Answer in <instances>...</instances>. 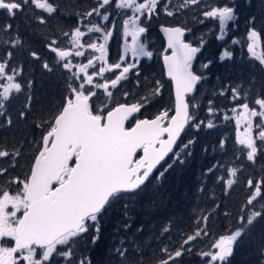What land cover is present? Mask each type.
I'll return each mask as SVG.
<instances>
[{"label": "snow or ice", "instance_id": "6c2138e0", "mask_svg": "<svg viewBox=\"0 0 264 264\" xmlns=\"http://www.w3.org/2000/svg\"><path fill=\"white\" fill-rule=\"evenodd\" d=\"M113 5L116 9H131L138 13L123 19V36L131 37V44L127 45L126 51L131 52L135 62H128L124 55H120L118 62L106 63V44L99 41L109 40L118 26V21L111 19L110 9ZM238 7L237 0H228L224 6L219 3H205V0H177L175 4L172 0H142L139 3L137 0H96L89 10L76 14L77 22L63 36L66 39L71 38L73 46L76 47V57L85 56V52L79 50L85 47L99 53L98 56L87 59L86 64L70 66L71 61L67 58L72 53L60 50L57 46L58 39H52L45 44L48 51L59 58L56 61L57 66L62 63L63 69L72 74V82L68 84L69 96L62 110L53 120L42 117L41 122L35 125L36 128L44 129L47 124L50 130L42 136V146L38 145L34 162L30 165V174L24 179L12 176L11 173L18 167L28 141L25 140L19 148L14 147L11 151L6 141L0 142V178L9 177L6 187L0 188V238L8 237L14 241V246L0 247V264H93L89 253L101 240L102 217L114 203L121 201L124 219L118 220L113 226L114 235L131 230L129 204L148 200L151 205L153 201L147 191L148 184L153 179L159 181L174 165L186 163L194 154L197 140L195 135L185 140L187 130L192 129L198 133L205 127H214L211 121L205 123L199 118L200 104L196 102L194 92L198 81L204 77L194 73L192 62L201 51L204 41L201 40L199 46L185 42L182 39L185 31H191L186 27L163 29L168 35L167 47L171 49V55H164L163 60L167 75L175 83V97L170 100L168 107H162L153 118L137 120L130 129L125 127V121L134 113L160 103L164 86L159 81L151 86L153 90L150 96L145 95L130 106L119 104L110 111L102 108L101 113L107 111L106 118L102 114H93L90 100L100 90L107 96H112L113 92L109 88L117 89L122 81L127 80L129 74L137 68L140 57L150 58L153 55L145 50L143 43L138 42L147 31L146 26H140L144 18L151 19L160 11L172 17L177 12L191 10L196 13L193 16L194 21L198 16L218 19L223 32L225 22L235 20V10ZM26 8L33 9L32 14L41 25L46 24L48 17L59 11L58 6L50 0H0V11L6 12L13 19ZM94 16L98 18V24L89 28L88 33H97L99 36L82 42L86 36L82 27L90 23ZM109 21L111 27L107 26ZM198 22L203 23L204 20ZM248 23L253 25L248 31V38L252 41L248 44V50L255 55L253 50L258 38L254 28L255 18H251ZM0 31L10 37L4 42L6 52L0 57V129H4L13 126V119L7 108L13 94H20L25 85L30 88L34 81H22L23 65L13 64L12 49L22 45L18 38L19 33L17 32L16 38L11 37L10 23L3 25ZM29 55L35 61L43 60L39 65L43 71L54 70L37 51L30 50ZM231 57L232 53L226 50L220 54L219 60L224 61ZM258 59L264 65V57ZM210 63L211 61L203 67L208 68ZM106 73L114 78L106 76ZM97 78L104 79V83L98 82ZM231 92L232 100L237 102V107L232 109L233 113H237V143L246 150L247 161L255 164L258 157L264 155V122L255 126L257 132L253 136L250 134L253 127L251 118L264 121V86L254 98L255 106H252L248 93L241 95L242 89L232 88ZM188 94H192L191 97ZM220 94L224 95L223 92ZM128 95L125 92V97ZM242 99L244 102L239 103ZM31 101L32 97L29 95L24 110L18 114L20 120L27 118V110L32 107ZM207 111L210 116L214 115L211 100L208 102ZM225 119L228 117L225 116ZM241 121L246 124L242 134L239 133ZM225 143L220 140V148H224ZM138 150H142L143 155L134 159ZM73 161L74 166L70 163ZM217 167L218 164H213L206 170V174ZM160 168L163 171H159ZM157 172L159 175H156ZM227 174L229 178L226 180L222 176L218 177V183L225 185V191L235 184L237 170L228 168ZM12 185L17 187L15 194L10 192ZM247 188L250 194L240 209L234 230L230 234L220 235L209 250L198 253L203 264H231L236 246L243 243L246 237L251 240L264 221V206L259 210L255 207L258 198L264 199V177L249 178ZM219 207L217 204L216 209ZM21 210L22 215H18ZM224 214L229 215L228 212ZM210 219L211 213L202 216L204 227L198 226L195 235H188L179 246L172 248L164 244L160 247L159 255L154 253L155 264H181L183 256L193 251L188 245L201 235H208ZM168 231L165 228L162 235ZM0 243L3 241L0 240ZM126 244L127 241L122 240L117 247L109 249V258H118V262L113 260V264H144L142 259H136L137 254L143 256L140 247L132 248ZM256 251L259 257L257 264H264V232L259 236Z\"/></svg>", "mask_w": 264, "mask_h": 264}, {"label": "trees", "instance_id": "16d2710c", "mask_svg": "<svg viewBox=\"0 0 264 264\" xmlns=\"http://www.w3.org/2000/svg\"><path fill=\"white\" fill-rule=\"evenodd\" d=\"M50 2L58 6L59 11L48 17L47 23L43 25L36 21L32 14L33 9L26 8L18 13L15 19L9 17L6 12L0 11V28L10 23L12 25L11 37L16 38L18 32V38L22 41L21 46L12 49L13 64L23 65L22 81H34L30 88L25 85L24 91L20 94H13L7 106L13 119V126L0 129V142L6 141L9 151L14 147L19 148L25 140L28 141L18 167L11 173L12 176H18L21 179L28 174L32 160L37 154L38 145L41 146L42 136L50 130L47 124L44 129L36 128L35 125L41 122L42 117L53 120V117L66 103L69 96L68 84L72 82V74L63 69L62 63L57 66L56 61L59 58L50 53L45 44L52 39H62L63 33L70 31L77 22L76 14L89 10L96 0H50ZM210 2L224 6L228 0H205V3ZM172 3H177V0H172ZM237 4L239 7L235 10L236 18L224 25L223 32L217 20L198 16V19L194 21L193 16L196 13L191 10L177 12L172 17L160 11L148 19L150 22L145 25L146 28H155L158 24L186 27L191 29L190 32L187 31L186 38L189 37L188 40L194 46H199L200 41H204L201 51L192 62L194 73L204 77L198 81L194 92L196 102L200 104L199 118L205 123L211 121L214 127H205L198 133L192 129L187 130L184 139L195 135L197 140L194 154L186 163L174 165L159 181L153 179L148 184L147 191L153 201L151 205L148 200L134 205L129 204L130 231L114 235L113 226L118 220L124 219L122 216L123 201L114 203L108 209L101 220V240L89 253L93 264H113V260L118 262V258H109V249L117 247L122 240L127 241L126 246L140 247L143 256L137 254V260L142 259L144 264H155L154 253L158 256L160 247L164 244L172 248L179 246L188 235H195L198 226L199 228L204 227L202 216L211 213L207 228L208 235H201L191 242L188 247H191L193 251L185 254L181 261V264H203L198 253L209 250L211 244L220 235L230 234L234 230L240 216V209L250 194L247 180L264 177V155H260L255 164L247 161L246 150L237 143L238 129L235 121L237 113H231L232 109L237 107V102L232 100V88L242 89V96L248 93L252 106H255L254 98L264 86V65H261L260 60L248 50V44L251 42L248 38V31L253 27L248 21L254 17V28L258 33L256 42L260 57H264V0H237ZM35 11L40 12V10ZM110 11H113L111 19L126 12L124 9H116L115 5ZM44 15L47 16L46 13ZM198 20H204V22L199 23ZM109 25L108 22L107 26ZM200 35L201 38H198ZM217 37H222V39H217ZM9 39V35L0 31V57L5 54L4 42ZM108 47L111 51L119 48V42L115 36L110 39ZM30 50L37 51L53 66L54 70L52 72L43 71L39 66L43 60L39 62L33 60L29 55ZM226 50L232 53L231 59L220 61V54ZM209 61L211 63L208 68H204L203 65ZM158 67V62L156 65L147 64L139 67V78L146 76L147 70L152 69L153 79L164 86L163 96L160 98L163 102L149 107L151 110L155 107L160 109L168 107L171 100L169 89L165 90L166 83ZM221 92L224 95H221ZM29 95L32 97V107L27 110V118L20 120L18 114L24 110ZM142 98V96L131 97L126 101L137 102ZM209 100L213 101L214 108V115L211 116L207 111ZM243 102V99L239 101V103ZM90 109L93 114H103L95 108L93 101H91ZM225 116L228 119H225ZM251 120L253 127L250 134L254 136L257 132L255 126L264 121L259 118H251ZM244 125V122L239 125L241 134ZM220 140L226 142L224 148H220ZM205 148L207 151H204ZM168 162L171 163V160ZM213 164H218L219 167L206 174V170ZM228 168H235L237 175L234 177L235 184L225 191V185L218 183V177L228 179ZM159 171H163V168ZM156 175H159V172ZM8 179L9 177L0 178V188L6 187ZM10 192L12 194L17 192L16 185H12ZM217 204L220 206L218 209H216ZM262 206H264V199L258 198L255 207L259 210ZM213 209H216L215 212ZM225 212L229 215L225 216ZM165 228L169 231L162 235ZM137 229H142V231H137ZM262 232H264V221L256 229L251 240L246 237L243 243L236 246L231 264H257L259 257L256 248ZM133 241L135 243H132ZM10 246L11 242L7 241L6 247ZM129 254L131 255V251Z\"/></svg>", "mask_w": 264, "mask_h": 264}, {"label": "rangeland", "instance_id": "374dc122", "mask_svg": "<svg viewBox=\"0 0 264 264\" xmlns=\"http://www.w3.org/2000/svg\"><path fill=\"white\" fill-rule=\"evenodd\" d=\"M137 2L138 3L142 2V0H137ZM112 12L113 11H111V13ZM135 15H138V13H135L133 10L128 9L126 12L121 13L119 15H116L112 19V20L118 21V26L115 28L113 36H115L118 39V41L120 43V47L115 48L111 51V59L108 58V54H107L106 63L110 64V63H113L115 61H119L120 55H124L125 60L128 62H135V59L132 57L131 52L123 50V47H127V45H129V39L127 37L123 36V19L126 18V16H135ZM112 16H113V13H112L111 17ZM217 21H218V19H217ZM149 22L150 21L147 18L143 19L144 26L148 25ZM227 22L228 21H226L225 24ZM109 23L111 25V21H109ZM97 24H98V18L94 16L91 23H86L85 26L82 27V31H85V33H86V36L83 38L82 42L88 40L89 38L95 39L97 36H99V34H97V33H92V34L88 33V29L92 28L94 26H97ZM110 25H109V27H110ZM140 26H142V24ZM145 34H146L145 37L142 39L140 38V40L138 42L143 43L145 45V50L152 52L153 55L150 58L149 57H143V56L140 57L139 61L137 63V68L134 69L129 74V78L125 81H122L117 89H111V87L109 88V90L113 92L112 96L109 97L104 93L103 90H100L98 92V94L93 97V105L95 106V108H97V110L99 112H101L102 108L107 109L110 107V105L112 103L117 102V101H125L131 97H137V96L144 97L145 95H148V96L151 95V91L153 90L151 86L156 83V81L153 79V70L151 69L150 78H147V76L139 78V75H140V69H139L140 65L139 64L144 63L143 64L144 66L147 64L151 65V63L154 61V59L156 57L157 58L159 57V53H160L162 47H161V41H159L157 44V45H159V47H161V49H160L156 45V43H157L156 39L153 38L148 33H145ZM113 36L111 38H113ZM188 38H186L187 41H189ZM198 38H201V35ZM58 41H59L58 42V48L59 49H61V50H69L70 49L73 53H75L76 47L73 46L71 38L66 39V38H64V36H62V39H59ZM99 42L105 43V41H103V40H100ZM250 43H252V41ZM156 46H157V48H156ZM82 49H86V47L80 48L79 50L81 51ZM153 50H154V52H153ZM253 51L255 52L254 57L256 59H258L260 57V54H259V47H258L257 42H255V47H254ZM109 52H110V49H109ZM98 55H99V53H94L93 50H90V51L85 52V56H83L82 59H80V60H74V57H70V58H68V60L71 61L70 66H72V65L79 66L80 64H86L87 59L91 58L92 56H98ZM98 67H99V62H97V68ZM91 71L92 70L90 69L89 74H91ZM105 75L110 77V78H114L109 73H106ZM97 80L100 83H104V79H102V78H97ZM137 81H139V84H137ZM109 83H110V80H109ZM93 90H95V89H93ZM165 90H167V87H165ZM125 92L129 93V95L127 97H125ZM162 92H163V89H162ZM162 102H163V100H160L159 104H161ZM156 105H158V104H153L150 107H153ZM155 108H157V107H155ZM145 110L149 113L154 112V111L151 112V109H149V107H146ZM238 111H242V109H238ZM231 113H233V112L231 111ZM241 123H243V121H241ZM245 127H246V124L244 125V128H242L243 132H244ZM9 210H10V208H9ZM19 213H18V215H19ZM4 240H5V245L3 242L0 244V247H6V242L12 241L11 238H8V237H3V241Z\"/></svg>", "mask_w": 264, "mask_h": 264}, {"label": "water", "instance_id": "95a60500", "mask_svg": "<svg viewBox=\"0 0 264 264\" xmlns=\"http://www.w3.org/2000/svg\"><path fill=\"white\" fill-rule=\"evenodd\" d=\"M167 26H159L158 28H157V31H158V33H159V35H160V37L162 38V40H163V44H164V50H163V54L161 55V57H160V63H161V66H162V69H163V74H164V78L167 80V81H169V83H170V89H171V97H172V100H174V97H175V83L170 79V77L167 75V68H166V66H165V64H164V60H163V57H164V55H171V49H168V47H167V45H168V35H167V33H165L164 32V28H166ZM172 27H175V26H172ZM129 38L131 39V37L129 36ZM182 39H183V37H182ZM186 42V41H185ZM63 51H68V52H70L69 50H63ZM166 51H169V53L168 54H165L164 52H166ZM195 58V57H194ZM189 95V94H188ZM131 104H126V106H130ZM118 105H116V106H114V107H112L111 109H109L108 111H110V110H112L113 108H115V107H117ZM61 110H62V108H61ZM134 114H136V113H134ZM133 114V115H134ZM172 114H174V112L172 113ZM105 118L107 117V112L103 115ZM143 120V119H142ZM125 123H126V121H125ZM136 123V122H135ZM135 123H133L130 127H128L129 129L131 128V127H134L135 126ZM42 146V145H41ZM138 153H139V156H142L143 155V152H142V150H138ZM139 158V157H138ZM137 158V159H138ZM34 162V159H33V161H32V163ZM70 163H72L73 164V166H74V161L73 162H70ZM30 174V169H29V173H28V175ZM56 185H53V187H55ZM20 215H22V213L20 214ZM12 246H14V241H12Z\"/></svg>", "mask_w": 264, "mask_h": 264}, {"label": "flooded vegetation", "instance_id": "af4514ba", "mask_svg": "<svg viewBox=\"0 0 264 264\" xmlns=\"http://www.w3.org/2000/svg\"><path fill=\"white\" fill-rule=\"evenodd\" d=\"M146 33H148L149 35H151L153 38H155L156 39V42L158 43L159 41H162L161 40V38H160V36L156 33V29L155 28H151V27H147V31H146ZM145 33L144 34H142L141 35V39L142 38H144L145 37ZM109 40H110V38H109ZM140 40V39H139ZM131 44V43H130ZM129 44V45H130ZM163 45V44H162ZM162 45H161V47H162ZM161 47H158V48H160L161 49ZM106 49H107V47H106ZM123 50H126V47H123ZM161 51H162V49H161ZM160 51V52H161ZM75 58V57H74ZM76 59V58H75ZM80 59H82V57H79V58H77V60H80ZM150 73H151V69H148L147 70V73H146V76H147V78H150ZM165 81V80H164ZM166 82V81H165ZM167 83V82H166ZM155 112V111H154ZM156 113V112H155ZM151 116H153L152 114H151ZM151 116H149V117H151ZM0 240H2L3 241V238H0ZM7 241V240H6ZM4 242V245H5V240L3 241ZM1 244V243H0Z\"/></svg>", "mask_w": 264, "mask_h": 264}]
</instances>
